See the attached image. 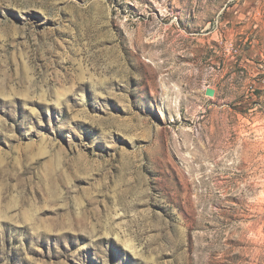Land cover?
<instances>
[{"label": "rangeland", "instance_id": "obj_1", "mask_svg": "<svg viewBox=\"0 0 264 264\" xmlns=\"http://www.w3.org/2000/svg\"><path fill=\"white\" fill-rule=\"evenodd\" d=\"M261 64L264 0H0V264H264Z\"/></svg>", "mask_w": 264, "mask_h": 264}, {"label": "water", "instance_id": "obj_2", "mask_svg": "<svg viewBox=\"0 0 264 264\" xmlns=\"http://www.w3.org/2000/svg\"><path fill=\"white\" fill-rule=\"evenodd\" d=\"M214 90H212V89H209V88H207L206 90H205V95L206 96H208V97H212V96H214Z\"/></svg>", "mask_w": 264, "mask_h": 264}, {"label": "built area", "instance_id": "obj_3", "mask_svg": "<svg viewBox=\"0 0 264 264\" xmlns=\"http://www.w3.org/2000/svg\"><path fill=\"white\" fill-rule=\"evenodd\" d=\"M258 70L260 71V73L262 74V75H264V64H261V65H259L258 66ZM208 87H206L205 89H207Z\"/></svg>", "mask_w": 264, "mask_h": 264}]
</instances>
